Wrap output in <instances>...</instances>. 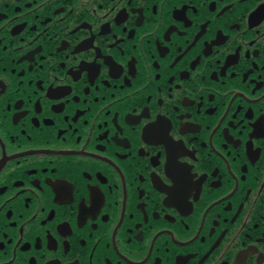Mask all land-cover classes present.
I'll return each mask as SVG.
<instances>
[{"label":"flooded vegetation","instance_id":"obj_1","mask_svg":"<svg viewBox=\"0 0 264 264\" xmlns=\"http://www.w3.org/2000/svg\"><path fill=\"white\" fill-rule=\"evenodd\" d=\"M0 264H264V0H0Z\"/></svg>","mask_w":264,"mask_h":264}]
</instances>
